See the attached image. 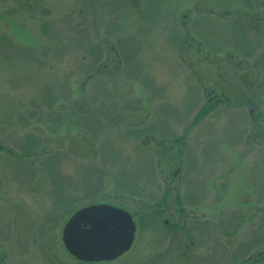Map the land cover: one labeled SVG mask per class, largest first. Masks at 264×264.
<instances>
[{
  "label": "rangeland",
  "instance_id": "obj_1",
  "mask_svg": "<svg viewBox=\"0 0 264 264\" xmlns=\"http://www.w3.org/2000/svg\"><path fill=\"white\" fill-rule=\"evenodd\" d=\"M98 204L138 261L264 258V0H0V264Z\"/></svg>",
  "mask_w": 264,
  "mask_h": 264
},
{
  "label": "water",
  "instance_id": "obj_2",
  "mask_svg": "<svg viewBox=\"0 0 264 264\" xmlns=\"http://www.w3.org/2000/svg\"><path fill=\"white\" fill-rule=\"evenodd\" d=\"M65 250L83 262L112 261L128 252L137 226L124 209L98 204L78 210L63 228Z\"/></svg>",
  "mask_w": 264,
  "mask_h": 264
},
{
  "label": "flooded vegetation",
  "instance_id": "obj_3",
  "mask_svg": "<svg viewBox=\"0 0 264 264\" xmlns=\"http://www.w3.org/2000/svg\"><path fill=\"white\" fill-rule=\"evenodd\" d=\"M132 217H133V215H132ZM133 219L135 221V217H133ZM135 223L137 226V231H136V235H137V232L139 231V226L137 225L136 221H135ZM164 224L167 225V222ZM135 240H136V236H135ZM135 240H134V243H135ZM134 243H133V246H134ZM132 248L128 252L124 253L123 255L117 257V259L112 260V261H102V262H92L91 263V262L80 261V260L76 259L75 257H73L72 255H70V257L72 258L71 260H73L76 264H152V261H146V260L138 261V259H140V258H135V257H133V255H131ZM263 259L264 258H260L259 262L257 261L256 263L261 264L262 262H264Z\"/></svg>",
  "mask_w": 264,
  "mask_h": 264
},
{
  "label": "trees",
  "instance_id": "obj_4",
  "mask_svg": "<svg viewBox=\"0 0 264 264\" xmlns=\"http://www.w3.org/2000/svg\"><path fill=\"white\" fill-rule=\"evenodd\" d=\"M220 103V102H219ZM214 107V106H213ZM213 107L211 106V108L209 107V108H204L203 109V111L205 112V113H207V114H210V112H212L213 110ZM203 111L201 112L202 114H201V116H199V117H202V116H204V115H206L205 113H203ZM198 119V118H197Z\"/></svg>",
  "mask_w": 264,
  "mask_h": 264
},
{
  "label": "crops",
  "instance_id": "obj_5",
  "mask_svg": "<svg viewBox=\"0 0 264 264\" xmlns=\"http://www.w3.org/2000/svg\"><path fill=\"white\" fill-rule=\"evenodd\" d=\"M152 98V100H153V97H151ZM154 101H156V100H154ZM150 102H151V100H150ZM237 113H239V112H237ZM197 115V114H196ZM239 115L241 116V113H239ZM199 117V113H198V115L196 116V118H198ZM195 118V119H196ZM193 124V123H192Z\"/></svg>",
  "mask_w": 264,
  "mask_h": 264
}]
</instances>
